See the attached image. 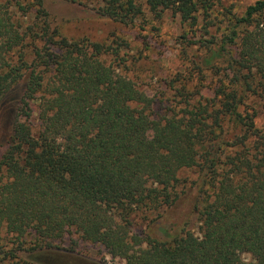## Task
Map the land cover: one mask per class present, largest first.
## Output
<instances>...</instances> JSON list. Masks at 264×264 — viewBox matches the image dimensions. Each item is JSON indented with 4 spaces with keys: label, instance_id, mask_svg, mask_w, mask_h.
<instances>
[{
    "label": "trees",
    "instance_id": "16d2710c",
    "mask_svg": "<svg viewBox=\"0 0 264 264\" xmlns=\"http://www.w3.org/2000/svg\"><path fill=\"white\" fill-rule=\"evenodd\" d=\"M96 1L121 25L146 10L188 25L187 68L165 81L174 104L157 116V98L105 59L125 38L71 39L45 0H0V264H44L78 240L124 264H264V128L251 107L264 94V0L240 14L226 0ZM193 191L197 232L161 226Z\"/></svg>",
    "mask_w": 264,
    "mask_h": 264
},
{
    "label": "rangeland",
    "instance_id": "374dc122",
    "mask_svg": "<svg viewBox=\"0 0 264 264\" xmlns=\"http://www.w3.org/2000/svg\"><path fill=\"white\" fill-rule=\"evenodd\" d=\"M255 1L226 0V3L234 4L235 11L240 14L247 5ZM99 4L100 2L96 0H45L50 19L60 26L63 35L68 38L89 37L94 41L107 42L121 40L120 37L125 38L128 45L120 50L118 58L111 54L105 59L116 65L122 74L137 82L148 94L156 97L154 112L157 116L164 115L174 104L171 99L173 93H170L165 84L166 78L178 70L184 71L188 65V60L184 58L182 52L187 46L182 35L189 30L188 25L171 10L166 11L160 18H156L153 13L146 10L144 17L125 26L100 16L97 12ZM212 31L220 34L217 27ZM189 36H192V33ZM198 36H194V39ZM187 51L188 58H194L198 49L193 45L188 47ZM204 93L206 96L211 95L208 90ZM251 107L256 111L258 126L264 128V94L256 96L251 102ZM184 176L190 180L196 178V174L192 171ZM194 195L196 196V192L193 191L180 205L163 209L160 225L169 228L173 223L177 222L180 226L185 220H190L189 228L197 232L199 223L195 214L190 211ZM136 221L135 230L146 227L147 222L143 215ZM77 242L79 251L69 252L64 249L45 251L39 259L44 264H124L122 258L113 257L99 244L82 240ZM244 257L250 259L249 254H245Z\"/></svg>",
    "mask_w": 264,
    "mask_h": 264
}]
</instances>
